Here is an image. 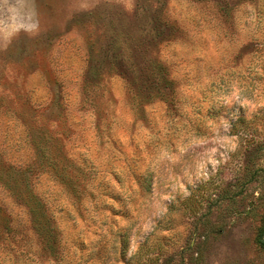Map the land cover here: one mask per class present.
Returning a JSON list of instances; mask_svg holds the SVG:
<instances>
[{
	"label": "rangeland",
	"instance_id": "374dc122",
	"mask_svg": "<svg viewBox=\"0 0 264 264\" xmlns=\"http://www.w3.org/2000/svg\"><path fill=\"white\" fill-rule=\"evenodd\" d=\"M264 0H0V264H264Z\"/></svg>",
	"mask_w": 264,
	"mask_h": 264
},
{
	"label": "trees",
	"instance_id": "16d2710c",
	"mask_svg": "<svg viewBox=\"0 0 264 264\" xmlns=\"http://www.w3.org/2000/svg\"><path fill=\"white\" fill-rule=\"evenodd\" d=\"M256 241L261 246L264 248V221L261 224V226L258 228L257 235H256Z\"/></svg>",
	"mask_w": 264,
	"mask_h": 264
}]
</instances>
